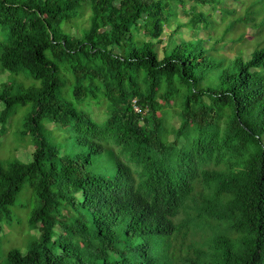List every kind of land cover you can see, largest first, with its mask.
I'll list each match as a JSON object with an SVG mask.
<instances>
[{"label":"trees","instance_id":"obj_1","mask_svg":"<svg viewBox=\"0 0 264 264\" xmlns=\"http://www.w3.org/2000/svg\"><path fill=\"white\" fill-rule=\"evenodd\" d=\"M220 1L0 0V134L28 105L20 134L34 145L28 163L0 160V233L25 184L38 228L4 264H264V37L214 55L237 26L264 32V0H234L244 12L217 39L212 14L232 15ZM171 5L190 29L168 50ZM84 6L88 27L63 31ZM91 103L107 106L102 122Z\"/></svg>","mask_w":264,"mask_h":264},{"label":"rangeland","instance_id":"obj_2","mask_svg":"<svg viewBox=\"0 0 264 264\" xmlns=\"http://www.w3.org/2000/svg\"><path fill=\"white\" fill-rule=\"evenodd\" d=\"M250 0H244V5L248 3ZM231 4V14L230 16H223L219 12H214L212 14V20L219 22L218 26L214 28V37L220 38L224 31L225 25L230 19L234 18L235 13L234 9L238 10V14L244 12L242 7H240L239 3L234 0H221L218 7L224 4ZM192 3H189L185 10H188L191 7ZM170 11H172L173 16L170 19V23L165 28L162 38L163 41L167 40L169 37V33H171L176 27L180 26V35L182 37H189V29L190 26L188 24V17L185 16L183 10L179 6L171 5ZM209 7H196V12L208 13L210 12ZM262 17L256 19L258 21L256 24L260 26ZM90 23V10L88 7L84 6L80 11L79 16L75 17L72 21L68 23H63L61 28L65 32H69L73 34L75 37H79L82 29L88 27ZM253 24H248L243 26H237L236 28L225 33L224 41L216 44V47H221L224 44L226 45L225 49H221L219 52L214 53L216 57L220 58H232L239 51L242 50L245 54L249 53L252 48H254L255 42L257 40H263L264 32L261 34L258 28H254ZM264 27V26H263ZM262 27V28H263ZM244 34L243 41L234 42L231 41L238 38L239 35ZM240 35V36H241ZM200 37L204 38V34L201 33ZM263 36V37H262ZM164 41V42H165ZM167 49H171L174 45L173 38L167 40ZM230 42V43H229ZM228 44V45H227ZM212 41H208L207 46H211ZM159 52L162 51V46L158 47ZM14 80L17 83H21L23 86H31L38 85L39 83L32 79L27 74H18L13 75ZM9 80V76L5 72L0 71V82H5ZM30 106L25 107H17L15 112L11 115L9 121L4 127V131L0 134V160H18L23 163H28L31 160V154L34 149V145L30 136H22L20 132L22 131L23 121L25 114L28 112ZM89 111L92 117L97 122H102L107 117V106L105 104L96 105L91 103L89 107H84ZM2 106L0 105V110ZM171 111V110H170ZM176 111V110H175ZM173 110L170 114L165 116V121H167V127L169 124L176 125L177 117L174 116L171 119ZM45 127L47 128V135L50 136L57 144L64 146L65 141L63 135L65 133L60 130L57 126L53 124L45 123ZM51 131V132H50ZM36 206V200L29 188L28 184H25L18 194L15 204L9 208L11 213L10 222H4L2 224V231L0 233V264H4L7 253L12 249H18L21 252H26L28 250L29 242L37 237L38 228H33L28 224V220L30 218L31 212L34 210ZM199 234V233H198Z\"/></svg>","mask_w":264,"mask_h":264}]
</instances>
